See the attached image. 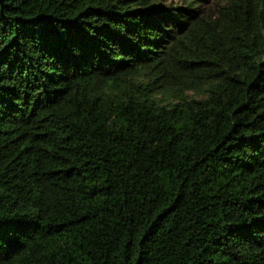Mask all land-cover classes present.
<instances>
[{"label":"trees","instance_id":"obj_1","mask_svg":"<svg viewBox=\"0 0 264 264\" xmlns=\"http://www.w3.org/2000/svg\"><path fill=\"white\" fill-rule=\"evenodd\" d=\"M0 264H264V0H0Z\"/></svg>","mask_w":264,"mask_h":264}]
</instances>
